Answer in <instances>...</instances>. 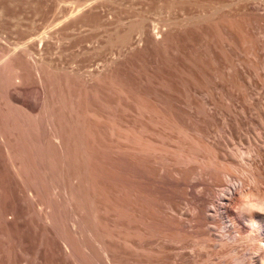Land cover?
Masks as SVG:
<instances>
[{
	"label": "rangeland",
	"instance_id": "rangeland-1",
	"mask_svg": "<svg viewBox=\"0 0 264 264\" xmlns=\"http://www.w3.org/2000/svg\"><path fill=\"white\" fill-rule=\"evenodd\" d=\"M263 120L264 0H0V264H264Z\"/></svg>",
	"mask_w": 264,
	"mask_h": 264
},
{
	"label": "bare ground",
	"instance_id": "bare-ground-1",
	"mask_svg": "<svg viewBox=\"0 0 264 264\" xmlns=\"http://www.w3.org/2000/svg\"><path fill=\"white\" fill-rule=\"evenodd\" d=\"M252 45V44H251ZM246 100V99H245ZM264 121V120H263ZM129 147V146H128ZM131 152V151H130ZM251 174V173H250ZM232 183V182H231ZM237 183V182H236ZM172 184H173V186L174 185H177V184H180V182L179 181H174V182H172ZM234 184V183H233ZM233 184H231V185H229V186H227V188L224 190V194H225V196L226 195H232L233 196V193H234V191L235 190H237V188H238V186L236 187V189L234 190V186H236V184L235 185H233ZM233 185V186H232ZM241 189V188H240ZM239 193V192H238ZM190 194H191V196H192V198H193V209H194V217H193V221L195 222V224H196V227H203V226H205V225H207L210 229H213V228H215L214 227V225H213V222L211 221V219H213L216 215H219L221 218H223L224 217V212H225V210L227 209V206H225L224 205V202H223V196H224V194L222 195V197L219 199V202H218V204H219V206H220V208H221V210H219L220 208H217V207H213V206H211V207H209V208H207V209H205V207H204V205H205V202H204V200H203V198H201L200 196H198V195H196L195 193H193V192H190ZM243 195V194H242ZM252 195H253V193H252ZM218 197V196H217ZM230 197V196H229ZM229 197H228V199H229ZM262 199V201H264L263 200V197H261ZM231 199V198H230ZM260 200V202H258L257 203V201H256V203H257V205L258 204H264V202L263 203H261L262 201ZM225 201V200H224ZM233 201V200H232ZM211 202V201H210ZM241 202H242V200H241ZM253 202V201H252ZM228 203V202H227ZM240 203V202H239ZM243 203H244V198H243ZM209 204H211V203H209ZM214 204H216V203H214ZM242 204V203H241ZM249 204V203H248ZM252 204V203H251ZM236 205V204H235ZM261 206H264V205H261ZM242 207V206H241ZM258 211V210H257ZM218 212V213H217ZM235 215V214H234ZM226 216V215H225ZM238 219V218H237ZM223 220H224V218H223ZM228 220V219H227ZM221 223H222V220H221ZM230 223V222H229ZM229 223H227V222H223V226H221V230H223V231H226V230H230V229H228L230 226H232V225H230L229 226ZM233 223V222H232ZM231 223V224H232ZM234 226V225H233ZM216 229V228H215ZM217 230V229H216ZM233 231H234V229H232ZM214 232V231H213ZM222 232V231H221ZM232 232V231H231ZM211 233V232H210ZM216 233V232H215ZM218 233V232H217ZM220 233V232H219ZM224 234H226L227 235V233L225 232ZM228 234H229V232H228ZM231 234V233H230ZM226 235L224 236V237H226ZM218 236H220V238H221V236H223V235H218ZM217 238H219V237H217ZM220 242V241H219Z\"/></svg>",
	"mask_w": 264,
	"mask_h": 264
}]
</instances>
